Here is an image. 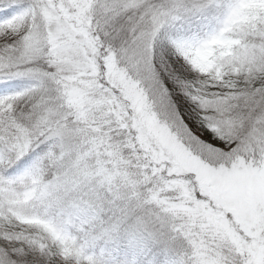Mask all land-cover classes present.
<instances>
[{"label":"snow or ice","instance_id":"6c2138e0","mask_svg":"<svg viewBox=\"0 0 264 264\" xmlns=\"http://www.w3.org/2000/svg\"><path fill=\"white\" fill-rule=\"evenodd\" d=\"M0 264H264V0H0Z\"/></svg>","mask_w":264,"mask_h":264}]
</instances>
